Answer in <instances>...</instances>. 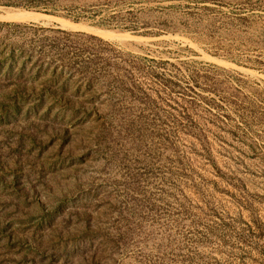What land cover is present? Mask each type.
Returning <instances> with one entry per match:
<instances>
[{
    "label": "rangeland",
    "instance_id": "rangeland-1",
    "mask_svg": "<svg viewBox=\"0 0 264 264\" xmlns=\"http://www.w3.org/2000/svg\"><path fill=\"white\" fill-rule=\"evenodd\" d=\"M32 2L0 0V264H264V0ZM11 22L108 43L82 108H31Z\"/></svg>",
    "mask_w": 264,
    "mask_h": 264
},
{
    "label": "trees",
    "instance_id": "trees-1",
    "mask_svg": "<svg viewBox=\"0 0 264 264\" xmlns=\"http://www.w3.org/2000/svg\"><path fill=\"white\" fill-rule=\"evenodd\" d=\"M56 0H33L24 6L34 7L40 11L50 13L49 4ZM6 25L20 26L21 24L4 23ZM32 32V37L26 47H11L6 57V67L15 68L18 75H22L26 68L34 72L37 78L35 83L37 88L17 82V88L23 92L26 90L35 92L32 109H44L45 111L75 110L83 107V102L79 101L75 106V101L66 93L76 86L77 91L82 83L89 87L91 77L88 75L90 68L102 48L95 47L90 40L102 41L95 35H90L84 31H68L60 28L42 27L32 24L21 25ZM148 32L143 31L142 34ZM84 39V41H82ZM89 39V40H87ZM108 44V43H107Z\"/></svg>",
    "mask_w": 264,
    "mask_h": 264
},
{
    "label": "bare ground",
    "instance_id": "bare-ground-1",
    "mask_svg": "<svg viewBox=\"0 0 264 264\" xmlns=\"http://www.w3.org/2000/svg\"><path fill=\"white\" fill-rule=\"evenodd\" d=\"M9 9V8H8ZM13 12L14 11H12V15H11V18L10 19H14V20H16V21H25V20H30V21H32V20H37L38 18H31V17H29V15H31L29 12H27V11H19V12H16L15 14H13ZM7 14V13H6ZM9 14V13H8ZM7 16V15H6ZM5 17V16H4ZM6 18V17H5ZM9 18V17H8ZM45 22V21H44ZM100 33H102L103 35H105V36H111L112 35V33L111 32H109V31H100Z\"/></svg>",
    "mask_w": 264,
    "mask_h": 264
},
{
    "label": "water",
    "instance_id": "water-1",
    "mask_svg": "<svg viewBox=\"0 0 264 264\" xmlns=\"http://www.w3.org/2000/svg\"><path fill=\"white\" fill-rule=\"evenodd\" d=\"M28 12V11H27ZM31 15H29V17H31L32 19L34 18H39V16H41L40 13L36 12V11H31L29 12Z\"/></svg>",
    "mask_w": 264,
    "mask_h": 264
}]
</instances>
